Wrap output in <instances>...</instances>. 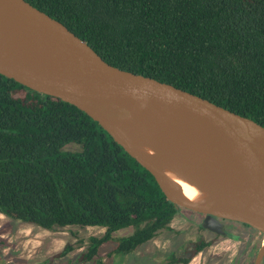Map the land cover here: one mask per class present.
<instances>
[{
  "label": "trees",
  "instance_id": "1",
  "mask_svg": "<svg viewBox=\"0 0 264 264\" xmlns=\"http://www.w3.org/2000/svg\"><path fill=\"white\" fill-rule=\"evenodd\" d=\"M26 1L110 65L264 127V0ZM0 214L47 231L104 228L65 264H105V243H116L110 256L125 257L171 231L178 210L152 174L85 112L0 75ZM129 228L132 234L114 237ZM205 246L196 245L192 257ZM74 250L67 246L56 259ZM251 258L253 264L256 249Z\"/></svg>",
  "mask_w": 264,
  "mask_h": 264
},
{
  "label": "water",
  "instance_id": "2",
  "mask_svg": "<svg viewBox=\"0 0 264 264\" xmlns=\"http://www.w3.org/2000/svg\"><path fill=\"white\" fill-rule=\"evenodd\" d=\"M0 75L85 112L175 208L264 235V127L209 100L107 63L26 0H0ZM178 180L201 193L188 198ZM264 240L254 264H263Z\"/></svg>",
  "mask_w": 264,
  "mask_h": 264
},
{
  "label": "rangeland",
  "instance_id": "3",
  "mask_svg": "<svg viewBox=\"0 0 264 264\" xmlns=\"http://www.w3.org/2000/svg\"><path fill=\"white\" fill-rule=\"evenodd\" d=\"M68 150H77L75 146H68ZM179 226V221L174 222ZM126 231H119L114 237H121ZM106 229L99 227L81 228L79 226L60 229L57 231H47L32 224L14 221L0 214V264H65L69 259L76 258L85 248L88 240L92 236H103ZM167 237V238H166ZM170 234L162 236L163 240H168ZM249 238L252 246V252L256 255L264 240V235L255 232L252 229L239 226L233 229V237L230 240H224L217 247L209 251V255L222 254L229 252L231 259L238 250V242ZM67 246H72L75 250L69 254V257L56 259ZM240 245V250H241ZM113 247L106 244L100 250V255L113 264H131L132 257L123 259V262L117 257L109 255ZM251 252V255H252ZM199 258L193 264H200ZM252 262V258H251Z\"/></svg>",
  "mask_w": 264,
  "mask_h": 264
},
{
  "label": "flooded vegetation",
  "instance_id": "4",
  "mask_svg": "<svg viewBox=\"0 0 264 264\" xmlns=\"http://www.w3.org/2000/svg\"><path fill=\"white\" fill-rule=\"evenodd\" d=\"M207 217V215L181 209L171 223V231H162L152 240L138 246L133 253L118 258L123 262V259L132 257L133 261L131 264H185L188 259L189 262L187 264H193L197 258L201 260L200 264H251V250L253 248L249 238L238 242L239 248L231 259H229V252L209 255V251L213 247L217 248L222 241L232 239L233 229L239 228L243 224L217 218L223 225V229L220 232H216L204 227ZM176 220L179 221V226L175 225L174 222ZM125 230L128 231L121 237H126L134 232L133 228ZM166 234H170L171 237L168 240H163L162 236ZM200 243H206V246L192 257L196 250V245L198 246ZM106 244L113 248L116 245L115 242H108L103 246ZM240 245H242L241 250ZM112 257H116L115 254ZM104 262L109 264L107 259H104Z\"/></svg>",
  "mask_w": 264,
  "mask_h": 264
},
{
  "label": "bare ground",
  "instance_id": "5",
  "mask_svg": "<svg viewBox=\"0 0 264 264\" xmlns=\"http://www.w3.org/2000/svg\"><path fill=\"white\" fill-rule=\"evenodd\" d=\"M180 185L182 186L185 195L192 199V200H197L200 198L201 193L199 192V190H197L195 187L191 186L190 184L182 181V180H178Z\"/></svg>",
  "mask_w": 264,
  "mask_h": 264
}]
</instances>
